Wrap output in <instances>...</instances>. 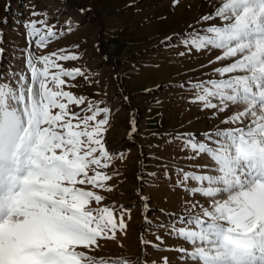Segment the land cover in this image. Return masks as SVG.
Instances as JSON below:
<instances>
[{
    "label": "snow or ice",
    "instance_id": "6c2138e0",
    "mask_svg": "<svg viewBox=\"0 0 264 264\" xmlns=\"http://www.w3.org/2000/svg\"><path fill=\"white\" fill-rule=\"evenodd\" d=\"M213 7L200 19L217 23L190 25L182 43L189 52L220 51L215 60L225 63L213 69L217 78L189 82L191 102L230 112L222 123L231 127L206 133L208 143L187 134L186 146L213 167L184 172L180 184L197 181L191 192L208 206L189 202L195 211L174 231L191 244L179 251L194 264H264V0H219ZM37 23L43 22L25 27L42 48L56 32L45 25L41 34ZM76 59L29 52L27 72L0 80V264H108L90 253L127 228V210L117 215L101 206L97 191H114L105 171L113 159L104 143L110 109L65 90L74 86L65 77H87L57 61Z\"/></svg>",
    "mask_w": 264,
    "mask_h": 264
},
{
    "label": "rangeland",
    "instance_id": "374dc122",
    "mask_svg": "<svg viewBox=\"0 0 264 264\" xmlns=\"http://www.w3.org/2000/svg\"><path fill=\"white\" fill-rule=\"evenodd\" d=\"M214 2L219 0H0V80L27 72L29 52L76 55L57 62L66 70L81 68L87 79L65 77L74 85L65 90L110 109L104 143L113 159L105 171L114 177V191H97L105 198L101 206L115 207L117 215L127 210V228L101 241L90 253L97 260L194 264L179 251L191 244L174 230L186 226L180 217L195 211L189 202L207 207L208 201L191 192L197 181H180L184 172L209 173L213 164L186 146L187 134L192 142L208 143L206 133L231 127L222 123L231 113L191 102L189 82L217 78L213 69L225 62L215 60L219 50L189 52L182 41L190 25L199 30L217 23L200 19L214 11ZM32 20L43 22L36 25L41 34L45 25L56 32L42 48L25 27Z\"/></svg>",
    "mask_w": 264,
    "mask_h": 264
}]
</instances>
